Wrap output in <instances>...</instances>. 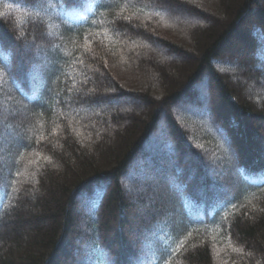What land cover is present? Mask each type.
Here are the masks:
<instances>
[{
	"label": "trees",
	"instance_id": "obj_1",
	"mask_svg": "<svg viewBox=\"0 0 264 264\" xmlns=\"http://www.w3.org/2000/svg\"><path fill=\"white\" fill-rule=\"evenodd\" d=\"M65 263L264 264V0H0V264Z\"/></svg>",
	"mask_w": 264,
	"mask_h": 264
},
{
	"label": "rangeland",
	"instance_id": "obj_2",
	"mask_svg": "<svg viewBox=\"0 0 264 264\" xmlns=\"http://www.w3.org/2000/svg\"><path fill=\"white\" fill-rule=\"evenodd\" d=\"M185 19V18H184ZM185 21H187V19H185ZM245 82H243V84H244ZM244 85H248V83L246 82ZM201 87H202V85H200ZM201 87H200V89H201ZM253 88V86L251 85V89ZM197 91V90H196ZM248 91V90H247ZM115 108L117 109V110H119V108H121L122 109V111H126V112H128L129 111V106L127 105V103L124 105V104H122V103H120V104H117V105H115ZM6 113V112H5ZM7 115H8V113H6ZM5 114V115H6ZM189 156H184V159L185 160H189ZM149 184V183H148ZM150 185H153V184H150ZM161 186V185H160ZM153 191H155V190H153ZM139 208H140V206H139ZM138 208V209H139ZM145 208V206L144 207H141L140 209H139V212H141V210H143ZM68 251V250H67ZM67 253V252H66ZM71 256V254H64L63 255V259L62 260H65V262H68V261H70V257ZM73 258H74V256H73ZM66 264V263H65Z\"/></svg>",
	"mask_w": 264,
	"mask_h": 264
}]
</instances>
